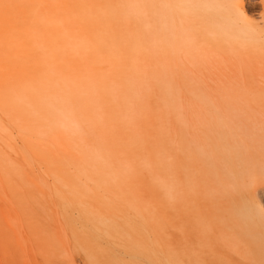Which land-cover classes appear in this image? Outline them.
<instances>
[{
    "label": "rangeland",
    "instance_id": "1",
    "mask_svg": "<svg viewBox=\"0 0 264 264\" xmlns=\"http://www.w3.org/2000/svg\"><path fill=\"white\" fill-rule=\"evenodd\" d=\"M151 23V0H0V264H252L202 227L180 144L263 112L264 64L173 62Z\"/></svg>",
    "mask_w": 264,
    "mask_h": 264
},
{
    "label": "bare ground",
    "instance_id": "2",
    "mask_svg": "<svg viewBox=\"0 0 264 264\" xmlns=\"http://www.w3.org/2000/svg\"><path fill=\"white\" fill-rule=\"evenodd\" d=\"M252 7L264 10V0H151L153 41L157 47L160 32L171 61L209 70L264 64V29ZM195 122H184L180 151L185 189L206 210L202 227L213 241L264 264V111L216 112Z\"/></svg>",
    "mask_w": 264,
    "mask_h": 264
}]
</instances>
